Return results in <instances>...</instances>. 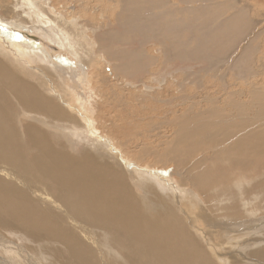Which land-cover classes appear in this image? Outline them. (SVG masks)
Segmentation results:
<instances>
[{"label":"rangeland","instance_id":"1","mask_svg":"<svg viewBox=\"0 0 264 264\" xmlns=\"http://www.w3.org/2000/svg\"><path fill=\"white\" fill-rule=\"evenodd\" d=\"M122 7L130 14L128 19L119 15ZM19 20L24 24L17 23ZM63 28L77 30L70 31L73 35L68 40V33ZM33 38L43 45L32 44ZM69 41L78 43H73L74 48ZM2 42L1 47L4 45L2 48L13 53L10 62L5 60L3 52L0 55V60L9 69H16L14 59L19 60L18 55H24L21 51L14 53L15 48H38L40 52L34 49L39 52L37 55H42L44 51L47 53L44 59L37 57L36 63L23 61L20 66L30 78L39 74L44 79L46 72L43 73L42 67L53 69L45 76L52 80L51 83L44 79L46 90H50L47 95L56 98V102L68 111L77 113L82 128L73 129L70 125L58 123L51 126L43 117H34L27 112L20 115L14 126L19 123L22 126L25 123L41 124L52 136L55 145L77 155L83 153V145L89 147L93 143L97 146L99 142L98 146L112 151L111 156L121 162L122 170L126 167V174L132 177L133 184L138 188L137 195H145L141 176L152 182L155 179L163 184L166 191L170 188L178 192L187 203V211H183L186 215L193 213L194 220L196 217L205 220L203 211L210 213L212 205L208 206L204 201V191L208 194V188L213 187L215 191L209 193L219 201L212 214H216L224 204L230 206L229 209L236 211L234 216L232 212H219L225 223L236 222L237 228L227 230L223 224L212 223L210 214L207 224L201 221L193 224L181 213L180 217L184 215L182 218L193 226V235L202 233L204 241L196 237L193 239L201 245L208 244L215 264L220 263L217 257L219 248L224 249L225 261L237 258L241 264H264L262 258L253 256L264 252V157L255 156L263 153L264 132L256 137L259 141L243 134L264 130L260 116L262 111L248 115L254 90L258 89L264 96V0H0ZM41 77L39 80H43ZM234 105L240 107L244 115L232 109ZM223 108L227 109L221 111L225 114L221 120L237 115L230 122L223 120L225 124L229 123L226 134L222 137L213 134V140L206 141L208 145H200L193 152L191 150L196 143H189L190 140L186 139L179 144L180 134L199 132V128L202 133L196 135L194 141H205V136L214 131L205 128L207 114H216ZM192 123L196 124V129L191 131L188 128ZM235 123L240 128L231 127ZM249 123L256 127L247 129ZM165 132L170 134L171 139L165 136ZM236 132L238 136L234 137L233 144L239 146L238 155L226 154V150L220 152L226 154L225 161L229 159L225 163L218 159L220 153L210 151L230 145L233 138L223 139L231 136L228 133ZM170 140L172 143L166 145L167 150L160 146V150L156 148L159 141L164 145ZM67 141L70 145L64 146ZM240 141L249 145L245 146ZM258 144L261 149L250 150L249 147ZM177 145L185 153L178 150L172 152L171 149ZM188 152L191 153L186 154ZM159 153L164 154L166 160ZM197 155L206 159L193 172L207 188L200 190L202 195H195V190L199 189L191 184L189 175L185 178L191 183H182V177L178 176L182 172L179 164L196 162L194 157ZM248 160H251L248 163L256 160L259 168L255 170L258 173L250 166L245 168ZM233 163L236 165L233 166ZM207 170L214 175L219 171L217 178L225 182L213 181ZM220 190L223 191L219 196ZM186 193L193 196H185ZM166 198L160 199L167 203ZM190 200L203 202V207L206 205L207 209L202 211L201 208L200 212L192 209L188 203ZM0 222L4 223L1 219ZM58 224L62 228L70 227L68 218H63V222ZM213 230L223 238L216 236L219 239L215 242L212 239ZM80 240L87 244L86 255L103 264V253H97L92 241ZM207 240H212L211 244ZM31 247L29 244L28 254H31ZM102 247L108 249L106 245L102 244ZM5 251L0 246V258L9 264H22L20 258L14 260L5 255ZM74 257L77 262H82ZM108 260L110 264H121L115 259L105 258V261Z\"/></svg>","mask_w":264,"mask_h":264},{"label":"bare ground","instance_id":"2","mask_svg":"<svg viewBox=\"0 0 264 264\" xmlns=\"http://www.w3.org/2000/svg\"><path fill=\"white\" fill-rule=\"evenodd\" d=\"M125 10L126 8L122 7V12L119 15L126 16L128 19L130 14H127ZM18 22L23 23L22 20ZM63 29L65 33H68V40H70V36L73 35L70 31L73 28H69L68 31L65 28ZM76 35L74 36L75 38ZM33 39L32 44L43 45L41 41ZM25 42L26 40L23 41V43ZM73 43L77 45L78 42L72 41L70 45L74 46ZM2 44L3 42L0 43V47ZM15 44L14 46H18ZM2 47L0 48V55L3 52L4 56H6L5 60L10 62V56L13 53ZM77 48L79 47L77 46ZM34 49L39 51L38 48L32 49L28 47L14 49L16 54H19V51L24 52L23 57L18 55L17 58L19 60L14 59V63L17 65L16 69L7 68L5 63L0 60V219L4 222H0V246L5 248V255L12 257L14 260L20 258L22 264H45L47 262L49 264H98V260H93L86 255L88 252L87 244L84 245L80 240V238H83L85 241H92V245L99 255L103 253V264H110L109 260L105 261V258L115 259L121 264H215L211 259L213 254L207 248L208 244L201 245L193 239V237H196L204 241L202 233L198 232L194 236L193 226L187 222L190 218L193 224L200 221V223L204 222L207 224L210 214L211 220L214 221L212 223L223 224L225 225L223 228L227 230H230L231 227H236V222L225 223L224 218H221L222 213L219 212H232L234 216L236 211L229 209L230 206L224 204L216 214H212L219 201L216 200L215 196L211 197V193H209L210 191H215L213 187L208 188V194L207 191H204L206 198L204 201L208 203V206L212 205L210 213H204L203 210L207 209V206L203 207V202L200 204V202L194 200L188 201L192 209L200 212L202 208L205 215L203 217L205 220H199L198 217L194 220L195 216L193 213L185 214L187 203L179 196L178 192H173L170 188L166 191L163 184H159L155 179L152 182L149 178L141 176V187L145 195L141 197L137 195L136 189L138 188L133 184L132 177L129 178L130 176L128 177L126 174V167V171L122 170L121 167L123 165L115 157L111 156L113 154L112 151L110 152L107 148L98 146L99 142L97 146L93 143L89 147L83 145L81 149L83 153L77 155L75 152V155L70 151H66L62 146L55 145L52 136H49L41 124L25 123L22 126L19 123V125L14 126L20 115L27 112L34 117H43L51 126L58 123L70 125L73 129L82 128L81 122L77 118V113L68 111V109L56 102V98L53 99L47 95V91L50 92V90L49 88L46 90L45 81L47 80L48 83H51L52 80L45 76L53 72V69L51 71L49 66L47 68H45L46 66H41L43 73L45 74L46 72L44 75L45 81L41 77L42 75L39 74H36L34 78L26 77V73L20 64L23 61L36 63L37 57L44 59L47 54L44 51L42 55H37L40 51L36 52ZM11 51L13 50L11 49ZM45 60L47 61L48 59ZM53 76L56 77L54 73ZM39 77L43 80H39ZM261 93L258 89L254 90L253 94L255 96L250 97L249 103L251 106L248 110V115H254L262 111L260 116H262L261 120L264 122V96H261ZM234 106L232 109L238 110L243 114V110L240 107ZM224 109L226 110L227 108L221 109L216 114H207L208 121L206 120L207 122H205L207 124L205 128L214 131L209 132L210 134L205 136V141H198V138L196 139L198 142L194 141V137L202 133L201 128H199V132H191L187 135L184 133L180 134L178 136L179 144L186 139L190 140L189 143H196V146L193 147L194 149L191 150L193 152L200 145L202 147L208 145L206 141H212L213 134H217L220 137L226 134L225 129H228L227 124L229 123L225 124L223 120L227 119L230 122L236 119L237 115L234 114V116L222 118L221 120V117L225 116L221 112ZM196 116L200 118L199 115ZM235 124V126L231 127L238 126L237 123ZM255 127V124L249 123L247 129ZM188 129L191 131L196 129V124L192 123ZM233 131L235 132L237 129H233ZM229 132L231 133V131ZM261 132H264V130H255V132H249L248 134L243 132V134L259 141L256 137L260 136ZM165 133L166 137L170 135H167V132ZM230 133H228L231 135L229 138L223 139L233 138L230 145H224L222 148L220 146V149L216 147L217 149L215 150L209 149L211 150L210 152L222 153L226 150L227 152H224L226 154L238 155L237 147L239 146L233 144L235 142L234 137L238 136L237 132ZM148 137L150 138L151 135ZM169 139H171V136H169ZM246 140L248 139L246 138ZM56 141L59 142V140ZM160 142L158 143L159 145L155 142L156 148L160 150L161 147L167 150L168 147L166 145L171 144L172 140L167 141L166 144L163 141L164 145ZM240 143L245 146L249 145L246 141H240ZM67 145L69 146L70 143L68 141L64 142V146ZM249 148L252 151L253 149H261L262 146L258 144ZM174 150L184 151L185 153V150L178 148V145L171 149L172 152ZM221 153L218 159L225 161L226 154ZM160 154L162 153L158 155ZM162 156V159L166 160L165 155L162 154ZM255 156L264 157V150L262 154ZM194 159L196 162L193 160L192 163L184 162L179 164V169L182 172L178 176L182 177V183H191L185 178L186 175H189L192 181L191 184L199 189L195 190L196 194H192L202 195L200 190L203 191L207 188L200 183L197 177L193 175V172L206 159H200L198 155ZM226 161H229V159ZM249 161L251 160H248L244 165L245 168L250 166L253 171H256L255 169L259 168L258 163L255 162L256 160L253 163H248ZM258 161L260 162L261 159ZM235 165L233 163V166ZM219 171L214 175L210 170H207V174L214 178L213 181L224 183L225 181L221 178H217V176H220ZM135 176L137 177V175ZM135 176L133 175V177ZM222 191L220 190L219 196ZM184 195L193 196L191 193ZM164 197H167V203L164 199V201L160 199ZM183 209L186 210L183 211ZM181 213L187 216V220H185V217V219L182 218L184 215L180 217ZM63 218L69 219V228L64 226L62 228L58 224V222H63ZM233 220L236 221V218ZM220 226L219 228H221ZM211 233L215 242L217 239L223 238L214 230ZM29 244L32 245L29 248L32 255L28 254L27 251ZM102 244L108 246V249H104ZM212 245L214 244L212 243ZM217 251L220 253L217 255L220 260L219 264H241L237 258L225 261L224 249L219 248ZM118 254L121 257H115ZM70 255L72 257H68ZM74 256L80 258L82 262H77ZM253 256H258L262 258V261L264 260V252ZM98 259L101 260L100 257ZM262 261L260 260V262ZM0 264L9 263L0 258Z\"/></svg>","mask_w":264,"mask_h":264}]
</instances>
